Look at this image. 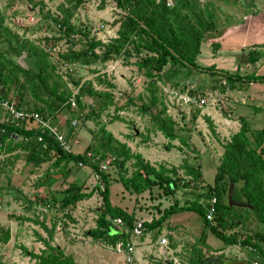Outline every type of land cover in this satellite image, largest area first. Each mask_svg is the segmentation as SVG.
<instances>
[{
  "label": "trees",
  "instance_id": "trees-1",
  "mask_svg": "<svg viewBox=\"0 0 264 264\" xmlns=\"http://www.w3.org/2000/svg\"><path fill=\"white\" fill-rule=\"evenodd\" d=\"M106 1L100 0L101 7ZM112 1L117 8L121 9L122 15L113 20V26L118 25L116 36L106 42L96 38L91 29L84 25L77 27L71 22L72 16L83 0H68L67 6L59 7L62 12L60 17L48 14L52 21L51 25L57 32L50 34L45 31L43 43L28 38L27 33L19 34L9 23L7 25L5 13L0 11V42L2 43L0 95L12 97L17 108L36 110L48 119L61 107L72 108L70 102L72 97L81 108L84 106L83 97L91 96L94 101L87 105L85 119H97L110 106H114V110L117 111L123 107L116 106L111 90L95 89L92 81L74 78L77 72L76 67L77 65L105 67L108 62L119 60L124 65L135 66L138 74L146 80L145 90L148 101L142 103L139 107L140 111L151 114L152 124L156 130L170 141L178 140L181 147L194 152L199 158L201 154L198 151L195 152L183 132L179 133L177 124L166 112L161 87L168 86L179 92L190 94H197L198 90H186L185 83L178 79L172 82L173 87L170 86V69L178 70V74H181L183 69L187 72L193 69L196 72L221 74L218 89L222 88V80L230 88H235L237 84H243L247 88L253 81L264 82V75L252 73L245 76L237 72L223 73L213 65L202 68L197 64L196 59L201 52L203 41H208L215 51L220 48L218 38L224 31L218 28L213 0H207L203 4L199 0H172L173 4L170 6L167 5L166 0ZM231 2L237 4V0H231ZM35 5L36 2L33 6ZM62 39H65L67 43L66 49L59 45ZM76 45L81 46L75 47ZM253 46L248 51V61L256 63L264 60V51L255 49L257 45ZM261 48L264 49V45ZM6 52L8 56L5 55ZM22 53L25 54V58L19 62L17 57ZM60 63L65 64L69 70L63 73L59 71ZM91 72L94 73V79L97 82H105L109 89L115 87L113 83L105 80L106 72H101L97 68L92 69ZM159 82L162 83L161 87L158 85ZM219 82L215 85L217 86ZM75 87L78 89L74 94ZM214 87L213 85V90ZM200 92L199 94L204 93ZM138 98L142 99L140 95ZM129 101L131 102V99ZM158 104L160 109L153 113L152 107ZM200 110L201 107L197 105L191 106L192 121L197 118ZM2 114L0 110V128L3 127L6 130L5 133L0 131V173L6 169L11 158L23 156L21 152L24 151L26 162L35 166L51 160L52 154L56 156L52 163L54 166L60 164L64 166L70 161L82 162L91 167L98 179L94 188L88 192L82 184L72 182L63 189L60 199L53 198V203L50 202L47 205L46 202L49 200L47 195L53 193L50 186L55 182L54 173L48 169L42 178L37 179V187H44L47 195L45 193L40 197L35 196V202L29 198L27 200L29 208L32 205V209L37 208V205H43L47 208L66 210L65 214H67L78 201L96 191L101 195L104 206L97 211L96 225L89 229V235L113 246L117 243L124 245L131 240V228L136 221L135 214L111 205L109 175L100 167L101 162L106 161L107 164L117 165L123 171L119 180L130 192L135 191L139 194L148 190L151 193V188L155 186L164 194L173 195L178 189L189 188L188 193L192 194L191 198H186L182 204L175 198L164 210H160L161 203H158L154 207L157 215L155 217L153 215L150 222L143 223V233L154 229H158L157 232H159L160 226L165 219L169 218L168 216L184 211L198 214L202 220V230L192 244L191 256L187 264H221L215 256H207L203 253L204 249L208 252L216 250L206 243L209 232L220 239L225 246L239 245L248 248L264 261V159L262 157L264 146L260 152H257L264 142V128L250 129L246 123V117L240 118L238 131L232 133L223 143V152L216 167L213 183L205 187H197V183L204 181L200 162L194 164L188 160L184 161L182 167L185 175L182 176L177 171L178 168L168 169L164 165L155 167L149 162H144L143 157L139 153H134L125 142L115 138L106 129L104 123L97 121L98 127L94 131L98 136L97 143L88 146V150L82 153H74L64 151L47 136L45 140L48 146L42 149L35 141L36 136L33 131L3 122ZM121 118L118 115L113 117L119 120ZM12 130L16 131L19 137L9 136ZM26 135L30 136L29 141H24L22 138ZM90 150H93V153ZM87 152H91L92 156L88 157ZM128 160L131 161L133 170L129 176H126L127 169L124 166ZM212 197L216 198V202L215 212L210 220L207 218V212ZM68 217L70 218L69 215ZM117 217L124 222V228L113 225L112 220L114 222ZM23 219L31 220L28 217ZM50 219L52 229L47 230L48 237L43 241L44 248L39 253L30 254L35 264H79L59 245L50 243L53 239V230L61 217H50ZM252 219L262 223V228L252 229ZM43 227L46 228L44 225ZM239 228L242 231H239ZM9 239V229L0 226V242L6 243ZM168 260L173 262L171 259Z\"/></svg>",
  "mask_w": 264,
  "mask_h": 264
},
{
  "label": "rangeland",
  "instance_id": "rangeland-1",
  "mask_svg": "<svg viewBox=\"0 0 264 264\" xmlns=\"http://www.w3.org/2000/svg\"><path fill=\"white\" fill-rule=\"evenodd\" d=\"M199 1L203 4L207 0ZM213 1L215 18L221 31H224L227 26L238 24L240 21L252 22L253 24H255L254 19L264 21V0H237V4H234L231 0ZM35 2L36 5L33 6ZM67 4L68 0H0V11L5 13L7 25L9 23L19 34L26 35L27 33L28 38L43 43L44 35H46L45 31L50 34L57 32L51 25L52 21H50L48 14L60 17L62 12L59 7L67 6ZM120 15H122L121 9L117 8L112 0H107L102 7L100 0H83V3L72 16L71 22L77 27L84 25L91 29V32H94L96 38L106 42L116 36L118 25L113 26V20L120 17ZM247 15L252 16L247 17ZM258 27L263 28L262 26ZM252 31V34H250L251 31L247 34L248 37L252 40H259L264 29L261 30L262 33L259 35H255L254 29ZM233 44L234 41L231 39L227 46ZM59 45L63 49L68 47L65 39L60 40ZM263 45L257 44L255 49L264 51L261 48ZM1 46L2 43L0 42ZM79 46L76 45L75 47ZM253 47L247 45L241 47L240 50L215 51L208 41H203L196 62L202 68L213 65L219 72L223 73L237 72L245 76L252 73L259 74L260 63L262 62L260 60L256 63L248 61V51ZM5 55L8 56V52ZM24 56L25 54L22 53L17 57V60L19 62L24 60ZM13 57L15 60L14 55ZM1 61L3 62V60ZM60 66L59 71L61 70L62 73L69 70L63 63H60ZM94 68L106 72L105 80L113 83L115 87L109 89L105 82H97L94 79V73L91 72ZM76 69L77 72L73 76L74 78H82L81 81H92L95 89L111 90L116 106L123 108L117 111L114 110V106H110L100 114L99 118L85 119L88 110L87 105L93 103L94 100L91 96H84L82 99L83 107L80 108L77 103L70 109L61 107L53 116L49 117V120L66 134L68 140L66 145L67 147L70 145L74 153H82L88 150V146L97 143L98 136L94 131L98 127V121L104 123L106 129L119 141L125 142L134 153H139L144 162H149L155 167L161 165L168 169L175 167L178 168L177 171L182 176L185 175L182 167L184 161L188 160L194 164L200 162L203 167L204 181L197 183V187H205L207 184L213 183L216 167L223 152V143L230 138V128L235 130L240 127L237 123L240 124L241 117H246V123L252 130L264 128V82L254 81L256 84L250 87L249 83L247 88L243 84H240L242 88L238 84L235 88L227 87L226 93L221 97L222 100H213L208 105L202 106L194 121L191 119V106L183 103L178 96L170 94L168 95V101L166 98L163 101L166 104V112L177 124L179 133L183 132L195 152L198 151L201 154L198 158L194 152L181 147L178 140L170 141L160 131L156 130L152 124L151 114L140 111L139 107L143 102H147L148 98L145 90L146 80L138 74L135 66L124 65L118 60L108 62L105 67L102 65H77ZM178 73V70L170 69V86L173 87L172 82L178 79L185 83L186 90H198V93H201L200 91L204 93L212 91L213 85L215 86L214 89H218L222 76L221 74L213 75L205 71L196 72L193 69L189 72L183 69L181 74ZM217 82L219 83L216 86ZM158 85L161 87L162 83L159 82ZM77 89L75 87L73 91L75 92ZM170 91L178 92L177 89L171 87ZM139 95L142 99L138 98ZM249 96L255 99L256 104L253 103L254 107L246 105L248 103L247 99H250ZM129 99H131V102ZM159 105L152 107L151 111L153 113L157 112L160 109ZM248 111L250 114H247ZM116 115L122 117L121 120L113 119ZM206 117L211 122L221 121V123H215L217 131L216 129H210L212 123L210 124ZM72 119H78L75 127L71 126ZM227 122L230 127L228 128L229 132L221 128V124L227 125ZM193 149L192 151H194ZM90 151L93 153V150ZM21 154L23 156L19 158H11L6 169L0 173V226L8 228L10 231L9 241L6 243L0 242V263L35 264V260L30 254L39 253L44 248L43 241L48 237L47 230L52 229L50 217H61L60 220L57 219L58 222L53 230V239L50 243L59 245L66 254L73 256L79 264H166V259H176L181 264H187L188 258L191 256L192 244L202 230V220L198 214L188 211L174 214L177 217L175 221H179V217L189 219V221L186 219V231L184 229H180L178 232L175 231L174 236L170 234V216L162 223L159 232H157L158 229H154L145 231L139 237L131 235L130 239L134 243L135 252L133 253L132 262H127L124 253L117 250V246L120 249L123 244L117 243L118 245L113 246L103 240H96L88 233L89 229L96 225L97 211L104 206L98 192L94 191L89 197L78 201L67 214H65L66 210L62 211L60 208L52 209L37 205V208L32 209V205L30 209L27 204L29 198L35 202V196L40 197L45 193L47 195L44 187H37V179L42 178V175L48 169L54 173L55 182L50 186L53 193L47 195L49 200L46 204L53 203V198L55 200L60 199L63 189L67 188L72 182L82 184L85 191H90L98 181L91 167L86 164L80 165L74 161H70L64 166L62 164L54 166L52 165L56 157L54 154H52L53 158L51 160H46L40 166H35L26 162L24 151ZM197 158L198 160H196ZM124 167L127 169L126 176H129L133 170L131 161L128 160ZM105 172L109 175L111 205L124 209L128 213L134 212L135 217H139L138 219L144 222H150L152 216L157 215L154 207L158 203H161L160 210H164L170 206L175 197L182 204L186 198H191L192 195L188 193L189 188L184 187L176 190L170 197V195L164 194L162 190L155 186L151 188V193L147 190L137 194L135 191L126 190L120 183L119 178L123 171L117 165L107 164ZM23 217H28L31 220H25ZM112 223L115 224L113 220ZM262 225L259 221L252 219V229H261ZM239 231L242 230L239 228ZM170 236H172L173 241H176L175 245L177 243L182 244L181 247H178L180 248L177 252L178 256H172L171 258ZM207 236L206 238L212 246L216 248L225 247L223 242L215 235L209 232ZM162 238L166 239V249H164V244L160 243ZM145 245L150 246L144 249ZM246 250L248 248L231 245L230 248L223 249V255L213 254L206 249L203 253L207 256H215L224 264H236L240 261L234 259L237 256L241 257L242 252ZM161 251L163 252L160 253ZM247 257L251 258L252 254H248Z\"/></svg>",
  "mask_w": 264,
  "mask_h": 264
},
{
  "label": "built area",
  "instance_id": "built-area-1",
  "mask_svg": "<svg viewBox=\"0 0 264 264\" xmlns=\"http://www.w3.org/2000/svg\"><path fill=\"white\" fill-rule=\"evenodd\" d=\"M167 5H172V0H166ZM103 26V25H102ZM222 88L214 89L212 91L203 93V94H190L187 92H176V91H170V87L168 86H162L161 91L164 96V99L166 98L168 101V95L173 94L178 96V98L185 104H188L190 106L197 105L198 107H202L205 105H208L211 101L216 100L220 101L222 100V96L226 93V88L228 87V84L225 83L223 80L221 81ZM77 91L74 92V94ZM71 106L73 107L76 103L74 98L72 97L70 99ZM0 110L3 112L2 114V121L9 123L10 125L18 128H25L26 130L33 131L35 133L36 142L40 144L42 149H46L48 146V143L45 140V136L50 137L54 140L64 151L71 152L70 145L67 147L66 143L68 144V140L66 138V134L63 133L56 125H54L48 118H45L40 112L36 110H25L21 108L16 107L15 101L12 99V97L8 96H2L0 95ZM77 119L71 120V126L75 127L77 125ZM6 128H0V131L5 133ZM11 137H19L18 133L14 130L11 131L10 135ZM24 141H29L30 136L26 135L22 137ZM87 156L91 157L92 153L87 152ZM80 165H82V162H78ZM100 167L102 170H105L107 168L106 161L101 162ZM215 202L216 198L212 197L210 200V206L207 212V218L212 219L214 212H215ZM115 224L119 228H124V222L120 217L115 218L114 220ZM143 223L144 221H141L139 219H136L134 226L131 228V235L134 237H139L143 233ZM160 243L164 244V249L167 247V242L165 238H162L160 240ZM118 245V244H117ZM118 251H122L124 255L126 256L127 262H132L133 260V253L135 252L134 243L132 241L126 242L122 247L119 249V246H117ZM161 251L160 253H162ZM174 264H181L179 260L174 259ZM253 264H258L257 261H254Z\"/></svg>",
  "mask_w": 264,
  "mask_h": 264
},
{
  "label": "crops",
  "instance_id": "crops-1",
  "mask_svg": "<svg viewBox=\"0 0 264 264\" xmlns=\"http://www.w3.org/2000/svg\"><path fill=\"white\" fill-rule=\"evenodd\" d=\"M263 13V12H261ZM248 16H252V15H247ZM245 20V18H244ZM255 22V24H253L252 22L248 23V22H243V21H240L238 24H235V25H230V26H227L226 29L224 30V32L221 34V36L218 38V41L220 42V48L217 49L216 51H222V50H240L242 49L241 47H246L247 45H257V44H264V32L262 33L261 30L263 31L264 29V21H258L257 19H254L253 20ZM253 24V26H251ZM258 26H262L263 28H259ZM255 30V35H259L261 34L259 38V40H252L250 39V37H248V33L251 31L250 34H252V29ZM261 29V30H260ZM229 30V31H228ZM115 32V30H113ZM233 40L234 41V44L232 46H227L228 43H230V40ZM231 45V44H230ZM262 63H260V70H259V74H262L264 75V60H261ZM262 64V65H261ZM259 82V81H258ZM256 83L253 81L250 83V87L251 86H254ZM250 99H247L248 100V103L246 105H251L252 107L253 106V103H255V99H253L252 97H248ZM256 104V103H255ZM264 107V105H263ZM249 108V107H248ZM248 110V109H247ZM247 114H250L249 111ZM234 121V120H232ZM221 123V121H212V128L210 127L211 130L213 129H216V125L215 123ZM227 125H222L221 124V128L223 130H226L227 132H229L228 128L229 127V124L228 122L226 123ZM237 125L240 126L239 123H237ZM239 127H237L235 130L234 129H231L230 128V132L231 134L232 133H235L236 131H238ZM217 131V129H216ZM230 134V136H231ZM191 141V139H190ZM201 170L203 172V167H202V164H201ZM203 174V173H202ZM203 184V183H202ZM158 196V195H157ZM156 196V197H157ZM172 195H170L171 197ZM159 198V197H158ZM176 198V197H175ZM174 200V199H173ZM156 202H161V201H156ZM172 204V203H171ZM170 204V205H171ZM177 214V213H176ZM139 218V217H138ZM137 217H135V219H138ZM177 217H175V215H172L170 217V234H172V236H174L173 233H175V231L178 232V230L180 229H184V231H186V219L189 221V219L187 217H179L180 220L179 221H175ZM184 220V221H183ZM189 223V222H188ZM212 234V233H211ZM172 236H170V258L173 256V257H176L178 256L177 255V252L180 250V248L178 247H181L182 244L181 243H176V241H173L172 239ZM208 237V236H207ZM208 238H206V243L212 247V249H216L215 251H210L211 253L213 254H217L219 253L220 255H223V249H225L226 247L227 248H230L231 245L229 246H225V247H218L216 248L215 246H212L207 240ZM142 243V242H141ZM150 245H145L143 248H147L149 247ZM237 246V245H235ZM141 248V247H140ZM139 248V250H140ZM138 249V248H137ZM242 256L239 257L237 256V258H235L234 260H238L240 261V263H236V264H253L254 261H257L258 264H264V261L261 260V257L258 255V254H254L253 252H251L249 249L246 250L245 252H242ZM248 254H252V257L251 258H248L247 255ZM258 255V256H257ZM221 262V261H220ZM221 264H224V262H221Z\"/></svg>",
  "mask_w": 264,
  "mask_h": 264
},
{
  "label": "water",
  "instance_id": "water-1",
  "mask_svg": "<svg viewBox=\"0 0 264 264\" xmlns=\"http://www.w3.org/2000/svg\"><path fill=\"white\" fill-rule=\"evenodd\" d=\"M263 146H264V142H263V144L257 149V152H260ZM262 157H263V159H264V155H262ZM165 263H166V264H174L172 261H170V260H168V259L165 260Z\"/></svg>",
  "mask_w": 264,
  "mask_h": 264
}]
</instances>
